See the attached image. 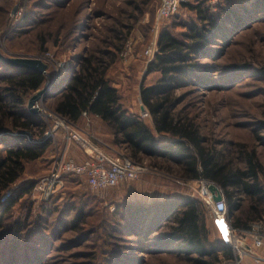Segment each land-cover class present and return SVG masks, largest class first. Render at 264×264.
I'll return each instance as SVG.
<instances>
[{
    "label": "rangeland",
    "instance_id": "1",
    "mask_svg": "<svg viewBox=\"0 0 264 264\" xmlns=\"http://www.w3.org/2000/svg\"><path fill=\"white\" fill-rule=\"evenodd\" d=\"M221 1L226 8L232 6L239 13L241 7L243 11H252L253 18L235 28L230 24L231 19L226 21L224 37L216 38L217 41L203 49L194 61L200 65L197 72L182 80V87L177 89L182 101L179 109L195 116L204 135L218 148L245 143L258 150L264 163V1L209 0L215 10ZM245 1H248L244 3L246 8L242 4ZM159 5L160 0H0L3 9L0 51L8 57H41L48 63L51 76L44 87L49 84L51 90L45 101L37 103L38 114L43 115L44 110H54L47 97L64 86L90 49L102 45L109 48L106 45L111 42L122 43L109 77L119 88L125 106L131 112L133 109L141 113V105H145L141 84L156 83L160 77L159 72L149 71L146 49L158 47L164 30L183 37L188 31L186 25L199 21L195 11L187 7L181 9L178 18H159ZM15 6L17 11L13 13ZM32 9L38 15L36 23L14 34L13 29ZM20 10L21 15L17 14ZM221 11L226 16L228 9ZM10 24L12 32L4 33ZM229 27L231 30L226 31ZM42 29L52 34L47 36L48 50L42 48L38 38ZM120 32L124 33L122 42L117 38ZM219 55L222 57L218 60ZM46 121L52 130L53 121L49 118ZM146 121L153 128L152 119L147 117ZM79 126L84 127V123ZM90 128L105 151H124L114 143L105 126L93 123ZM255 130L261 138L256 137ZM50 138L53 145L48 155L28 164L21 179L11 187L10 196L5 192L0 197L1 203L25 184L40 178L57 157L64 154L85 159L84 150L78 143L69 141L62 131H56ZM30 139L33 140L32 136ZM158 139L163 145L171 140L167 136ZM157 161L154 165L158 168L146 162L150 168L138 178L106 190H93L85 176L66 177L62 189L65 193L58 200L36 197L33 190L20 200L0 227V264H180L169 254L173 245L163 239L165 230L160 229V218L174 203L186 198H197L206 205L212 242L219 246L223 238L226 242V233L202 191L207 180L184 181L174 162ZM216 185L225 197L231 222L226 193ZM141 219L148 224L146 230L140 226L141 235L131 234V228Z\"/></svg>",
    "mask_w": 264,
    "mask_h": 264
},
{
    "label": "trees",
    "instance_id": "2",
    "mask_svg": "<svg viewBox=\"0 0 264 264\" xmlns=\"http://www.w3.org/2000/svg\"><path fill=\"white\" fill-rule=\"evenodd\" d=\"M247 2L242 3L243 7ZM183 7L195 11L199 21L187 24L188 31L183 37L169 30L161 33L158 50L149 63V71L159 72L160 77L156 83H142L140 87L141 99L150 113L153 128L142 113L131 112L125 106L119 88L109 77V70L122 51V43H108L106 46L110 49L104 45L90 49L64 86L47 99L55 112L74 124L83 123L85 111L93 119L102 121L114 143L137 162H147L153 168H158L154 165L158 159L164 163L174 162L184 181L204 179L220 185L226 193L232 225L248 230L254 223L264 221V163L258 150L245 143L218 148L204 135L195 116L179 109L182 101L176 92L186 78L197 72L200 65L194 61L203 49L217 41L216 38L224 37L225 22L231 19L230 24L235 28L253 18V13L243 11L242 7L240 13L232 6L226 8L222 1L215 10L209 0H189L170 17L178 18ZM221 9H228L226 16ZM2 10L0 7V12ZM237 12L240 16L236 15V18ZM35 13L36 10H30L13 33L19 34L32 26L38 19ZM12 28L10 24L3 32H12ZM227 30H231L230 27ZM40 34L42 48L48 50L47 36L52 34L45 29ZM117 38L122 42L124 33H118ZM221 57L219 55L218 60ZM50 76L49 69L42 73L0 58V197L21 179L28 164L47 156L53 145L52 138L47 135L49 125L46 118L29 109L30 98L44 87ZM262 129L264 131V123ZM59 131L63 132L62 129ZM255 135L261 138L258 130ZM158 136H167L171 140L168 145H163ZM71 176L80 177L67 175ZM38 179L22 186L5 202H0V227L20 200L32 194ZM63 190L51 200L62 198ZM246 201L247 205H243ZM208 213L201 200L186 198L174 203L160 218V229L165 230L163 239L173 245L169 254L180 264H223L236 259L235 251L224 238L221 246L212 242ZM149 219L150 223L153 222ZM145 223L141 219L131 228V234L141 235L142 228L146 230L148 226Z\"/></svg>",
    "mask_w": 264,
    "mask_h": 264
},
{
    "label": "built area",
    "instance_id": "3",
    "mask_svg": "<svg viewBox=\"0 0 264 264\" xmlns=\"http://www.w3.org/2000/svg\"><path fill=\"white\" fill-rule=\"evenodd\" d=\"M188 1L160 0L157 15L159 18L170 17L179 11L183 3ZM22 13L23 11L20 10L17 14L21 15ZM157 50L158 47L156 46H150L146 49L150 61L154 59ZM141 113L143 117H150L148 109ZM42 114L53 121V129L49 130L47 135L54 136L56 131L62 129L69 141L79 144L86 153V157L84 160L67 157L64 154L57 157L51 170L36 182L34 188L36 197L50 199L55 196L64 188L67 175L85 176L89 186L93 190L100 191L116 187L124 181L136 179L143 171L150 168L146 162H137L124 151H105L101 147V140L90 130L93 119L87 111L83 113L85 117L84 127L70 122L54 110H44ZM204 184L202 191L206 195V200L213 209L219 225L226 233L227 245L234 248L238 253L235 260L223 264H241L246 255H250L258 262L264 260V256L258 252V249L264 248V221L254 223L248 230L236 229L229 220L224 195L221 201H215L210 189L211 183L205 181ZM218 190V193L221 194L222 190L219 188ZM11 191V189L7 191L8 195L11 194ZM248 239L252 241V246L247 243Z\"/></svg>",
    "mask_w": 264,
    "mask_h": 264
},
{
    "label": "water",
    "instance_id": "4",
    "mask_svg": "<svg viewBox=\"0 0 264 264\" xmlns=\"http://www.w3.org/2000/svg\"><path fill=\"white\" fill-rule=\"evenodd\" d=\"M17 11V6L14 7L13 13ZM0 58L4 61L9 62L12 65L25 67L30 70L39 71L42 73H47L49 69L48 63L44 61L41 57H28V56H10L6 57L1 51H0ZM51 90V87L49 84H47L44 88L37 91L29 100V109L33 113H39L40 108L37 106V103L40 100L45 101L46 95ZM147 108L145 105H142V111H145ZM211 191L214 193V199L215 201H221L223 199L222 195L218 193V186L214 183L210 185ZM218 193V194H217Z\"/></svg>",
    "mask_w": 264,
    "mask_h": 264
},
{
    "label": "crops",
    "instance_id": "5",
    "mask_svg": "<svg viewBox=\"0 0 264 264\" xmlns=\"http://www.w3.org/2000/svg\"><path fill=\"white\" fill-rule=\"evenodd\" d=\"M133 112H136V111H134L133 109H131ZM140 112H142V105H141V111ZM93 119V118H92ZM83 123H85V119L83 118V121H82ZM93 123H97V125L99 126H101V125H103V126H105L106 127V125L102 122V121H100V120H98L97 118H95V119H93ZM107 128V127H106ZM108 132H109V130H108ZM99 134V133H98ZM85 156H86V154H85ZM84 156V157H85ZM240 231H244L245 229H239ZM249 244L252 246V241H249ZM258 252L260 253V254H262L263 256H264V248H262V249H258ZM241 264H264V260H262V261H260V262H258V261H256L253 257H251L250 255H246V256H244L243 257V259H242V261H241Z\"/></svg>",
    "mask_w": 264,
    "mask_h": 264
},
{
    "label": "bare ground",
    "instance_id": "6",
    "mask_svg": "<svg viewBox=\"0 0 264 264\" xmlns=\"http://www.w3.org/2000/svg\"><path fill=\"white\" fill-rule=\"evenodd\" d=\"M218 191H219V190H218ZM218 191H217V192H218Z\"/></svg>",
    "mask_w": 264,
    "mask_h": 264
}]
</instances>
